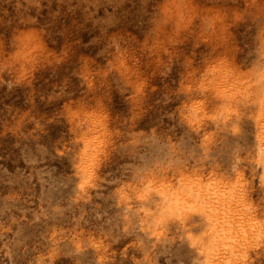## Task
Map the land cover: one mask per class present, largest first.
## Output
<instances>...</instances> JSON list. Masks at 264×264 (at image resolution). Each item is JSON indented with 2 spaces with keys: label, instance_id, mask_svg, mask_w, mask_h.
<instances>
[{
  "label": "rangeland",
  "instance_id": "obj_1",
  "mask_svg": "<svg viewBox=\"0 0 264 264\" xmlns=\"http://www.w3.org/2000/svg\"><path fill=\"white\" fill-rule=\"evenodd\" d=\"M0 29V264H195L210 224L161 213L188 184L229 202L220 264H264V0H0Z\"/></svg>",
  "mask_w": 264,
  "mask_h": 264
},
{
  "label": "bare ground",
  "instance_id": "obj_2",
  "mask_svg": "<svg viewBox=\"0 0 264 264\" xmlns=\"http://www.w3.org/2000/svg\"><path fill=\"white\" fill-rule=\"evenodd\" d=\"M235 68L231 66L229 70L230 73L234 72ZM229 78V73L227 71L221 72L216 80V102L212 107L209 117L214 121L224 120L228 122L234 117L235 113V103L245 97V93L233 95L227 92L226 88L223 87L221 82H225ZM264 89V84L262 85ZM232 95V96H231ZM96 124H103V120L99 117H95L91 121L90 129H93ZM256 162L261 166V173L259 178L261 180V189L264 188V144L259 146L256 150ZM185 192L173 191L172 194H168L167 202L162 205L161 213L162 216H168L173 218L177 215L180 210L185 208V213L189 217L197 216L200 225L204 226L206 223L209 225L208 236H207V246H202L199 248V254L195 258V264H220V259L215 252L218 250L228 249L232 245L233 238L237 236L233 230L226 227L224 224L221 226H213L214 221H217L221 217H225L229 213V202L226 198L221 195L212 196V194L202 192L200 187L197 185L188 184L186 185ZM99 198L102 197L98 194ZM103 199V198H102ZM98 211L103 212L105 210L104 206H97ZM184 211V210H183ZM182 213V212H181ZM144 233V234H143ZM146 232H142L145 235ZM262 233V229L257 227L255 230L246 229L242 237L244 240L250 242L254 237H259ZM138 236L137 231L135 232ZM144 237V236H143ZM144 241L141 242L143 244Z\"/></svg>",
  "mask_w": 264,
  "mask_h": 264
},
{
  "label": "snow or ice",
  "instance_id": "obj_3",
  "mask_svg": "<svg viewBox=\"0 0 264 264\" xmlns=\"http://www.w3.org/2000/svg\"><path fill=\"white\" fill-rule=\"evenodd\" d=\"M2 31H3V29H0V32H2ZM178 70L179 69L174 68L173 69V73H175ZM76 83H78V82H76ZM255 195H256L257 199H259L260 201L264 202V188L258 190Z\"/></svg>",
  "mask_w": 264,
  "mask_h": 264
}]
</instances>
